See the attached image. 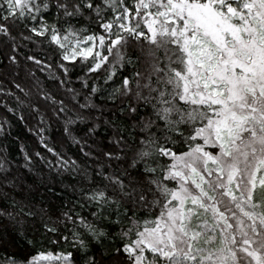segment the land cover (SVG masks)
Here are the masks:
<instances>
[{
  "label": "snow or ice",
  "instance_id": "1",
  "mask_svg": "<svg viewBox=\"0 0 264 264\" xmlns=\"http://www.w3.org/2000/svg\"><path fill=\"white\" fill-rule=\"evenodd\" d=\"M29 44L47 51L0 87V107L82 186L59 207L0 198V264H264V0H0L9 63ZM108 84L123 125L93 105ZM56 126L83 165L51 146ZM10 164L0 156V183L15 186Z\"/></svg>",
  "mask_w": 264,
  "mask_h": 264
},
{
  "label": "trees",
  "instance_id": "2",
  "mask_svg": "<svg viewBox=\"0 0 264 264\" xmlns=\"http://www.w3.org/2000/svg\"><path fill=\"white\" fill-rule=\"evenodd\" d=\"M47 51L43 46L36 47L34 45H27L26 48L20 49L19 64L12 65L7 60V50L0 48V87L5 89L15 88L12 85L13 80H24L30 79L29 71L33 65L26 61L28 55L39 54L43 58L44 52ZM37 77L43 79V74L39 71L36 72ZM84 71L81 65H76L72 70L71 79L74 81L69 87L81 89L80 82L76 80V77H84ZM88 80H93L97 83H102L88 74L85 77ZM113 85H104L102 90L98 91V94L92 97L93 105L99 106L103 110L104 118L106 120L114 121L117 124L123 125V121L117 119L116 105L119 104V100H110L109 94L112 92ZM81 95H86L81 91ZM83 102V101H81ZM111 110L112 115H109ZM6 117L10 122V131L7 134L0 133V156H6L11 164L8 168L9 180L16 181L15 186L8 183L7 185L0 183V198L2 197H15L16 199H23L24 196L34 198L37 202L41 200L44 204H53L57 207L60 206L61 201L75 202L79 196V192L76 189L80 186L79 176L72 171L60 170L57 168L56 160L58 157L49 153L43 148L36 135L29 131L31 124L23 121H18L14 116L8 113L3 107H0V118ZM80 129L82 131L77 132V135H87L84 130V124H81ZM112 134V124H104L100 129L97 130V139L101 140L100 144H93V147L97 150L104 147V138ZM49 139L51 140V146L56 148V151L65 158L71 156L77 159V161L83 165L85 157L80 151V146L71 141H61L60 129L56 126L49 130ZM92 144V141H88ZM23 144L22 149L20 145ZM39 151L45 159H40L35 156V152ZM24 152H28L32 155L33 159L28 166L25 164ZM2 180V177H0ZM8 226L0 224V231L6 230ZM7 239V236H5ZM113 246L116 242L113 241ZM9 253L15 252L20 257L29 251L25 247L23 240L16 241L15 244H10L8 247ZM95 254L99 257L102 252H111V248L97 247L94 249ZM3 250L0 249V255H3ZM115 259V257H112ZM105 264H109L108 259L105 258Z\"/></svg>",
  "mask_w": 264,
  "mask_h": 264
}]
</instances>
